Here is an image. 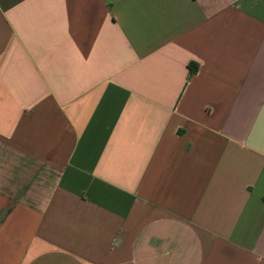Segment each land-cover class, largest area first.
<instances>
[{
	"label": "crops",
	"instance_id": "obj_1",
	"mask_svg": "<svg viewBox=\"0 0 264 264\" xmlns=\"http://www.w3.org/2000/svg\"><path fill=\"white\" fill-rule=\"evenodd\" d=\"M0 264H264V0H0Z\"/></svg>",
	"mask_w": 264,
	"mask_h": 264
}]
</instances>
